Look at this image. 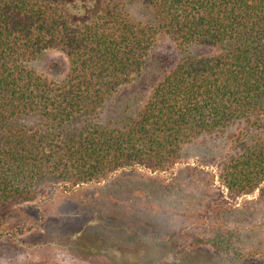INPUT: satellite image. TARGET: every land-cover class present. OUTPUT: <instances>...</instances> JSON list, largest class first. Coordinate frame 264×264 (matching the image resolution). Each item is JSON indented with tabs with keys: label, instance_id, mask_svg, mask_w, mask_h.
Instances as JSON below:
<instances>
[{
	"label": "trees",
	"instance_id": "16d2710c",
	"mask_svg": "<svg viewBox=\"0 0 264 264\" xmlns=\"http://www.w3.org/2000/svg\"><path fill=\"white\" fill-rule=\"evenodd\" d=\"M135 4L148 22L131 15ZM162 39L177 59L156 53ZM49 51L67 59L61 80L32 67ZM108 108L117 118L104 119ZM225 136L221 184L233 198L264 197V0H0V206L33 202L46 184L165 173L188 160L190 146ZM85 229H60L70 251L128 262L120 251L130 252L104 235L84 249ZM190 229L155 241L111 233L142 248L130 260L143 263L157 250L173 256L169 241ZM207 229L199 244L247 259L225 221Z\"/></svg>",
	"mask_w": 264,
	"mask_h": 264
},
{
	"label": "rangeland",
	"instance_id": "374dc122",
	"mask_svg": "<svg viewBox=\"0 0 264 264\" xmlns=\"http://www.w3.org/2000/svg\"><path fill=\"white\" fill-rule=\"evenodd\" d=\"M67 1L74 7L84 0ZM129 12L143 22L151 19L138 4L130 6ZM156 53L160 57L165 54L174 59L179 57L170 39H162ZM32 67L61 80L67 74L68 62L60 52L49 51ZM111 108L104 115L105 120L118 116V110ZM228 137L190 146L188 160L165 173L120 172L108 182L75 188H54L46 184L33 202L0 206V264H115L116 260L108 256L70 251L68 246L73 241L62 239L60 229L73 227L86 228L84 234L88 237L83 236L80 242L84 249L97 243L102 235L107 240L115 239L123 250L130 252L124 255L120 251V257L128 259L126 264H264V197L257 191L250 196L233 198L219 178L217 160ZM218 203H224V209L212 208ZM206 206H211L210 215ZM171 214L178 216L174 218ZM180 214L189 217L186 219ZM219 220L225 221L238 238L247 259L215 253L204 243L199 244L201 239L195 235L205 237L210 232L207 228ZM186 226H191L189 233L169 241V248L175 252L173 256L157 250L158 255L143 263L130 260L142 248L134 247V242L124 243L121 238H113L111 233L120 227L133 231L132 234L138 231L155 241ZM100 246L104 248L106 244Z\"/></svg>",
	"mask_w": 264,
	"mask_h": 264
}]
</instances>
